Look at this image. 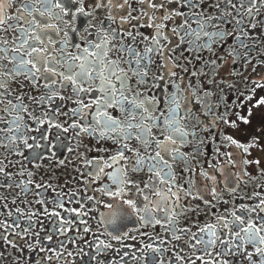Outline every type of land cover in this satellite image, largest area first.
<instances>
[{"label":"snow or ice","instance_id":"6c2138e0","mask_svg":"<svg viewBox=\"0 0 264 264\" xmlns=\"http://www.w3.org/2000/svg\"><path fill=\"white\" fill-rule=\"evenodd\" d=\"M22 2L24 7L16 8L20 15L14 16L9 14V10L15 7L16 0H0V33L4 34L0 35V147L7 149L11 156H23L21 146L31 151L29 141L36 139L26 133L40 132L43 129L47 143L48 128L56 129L58 133L75 132L76 138L90 137L96 142L94 150L99 153L109 151L104 145H111L116 149V155L110 156L107 162L100 158L89 161L83 167L90 171L81 173L90 176L94 183H102L105 176L109 180L108 184L96 189V192L109 201L103 205L107 210L103 214L106 225L115 226L118 222L135 218L144 228L166 229L168 239L157 241L149 235L152 244L146 245L149 251L161 257L159 264H164L163 254L169 251L162 245L172 243H176L178 247L180 244L186 245L192 253H171L176 264H229L233 258L241 257L247 264H264V196L253 197L259 202L251 208L242 205L230 212L231 219L221 216L217 223H209L195 233L190 228L178 227L180 216L189 210H195L190 207L186 209L180 204L181 193L186 200L204 201L209 207L213 206L210 201L205 200L203 192L193 194L192 188L177 184L174 172L177 161L191 171V161L180 149L192 143L189 137L194 139L200 135L195 131H186L184 122L195 119L201 132L209 134V142L215 143L214 137L220 131L215 127L217 123L221 129L239 131L241 126L250 125L249 118L254 112L247 111L245 116H239L237 112L238 119L230 122L227 117L232 114L229 111L233 107L231 104L228 109L221 111L223 102L214 103L212 92L201 95V87L189 83L202 75H207L212 80L209 72L192 71L189 74L187 68L174 62L172 55L183 50L190 62L193 55L200 57L204 52L211 53L213 49L219 48L227 52L230 58L228 63L231 65H243L249 72L257 68L264 70V63H260L264 51H260L259 56L256 54L261 43L257 34L264 36V0H95L93 7L97 10L106 8L121 13L117 17L110 11L107 20L110 25L120 23L126 27V31L109 33L105 30L95 33L98 37L96 41L72 42L71 47L68 45V32L77 31L74 27L76 18L84 19L83 31L89 35L94 34L90 29L94 13L83 7V0ZM134 3L139 8L133 10ZM209 11L211 15L208 14ZM25 20L31 28L18 26V22ZM40 22H43V27ZM133 24L137 30L151 31L150 37H145L144 32H140L143 47L139 49L134 43L129 46L121 40V37L130 42L137 40L132 32ZM57 25H67L68 31L64 33L63 39ZM109 34L112 39H109ZM53 35L56 37L55 42L52 40ZM114 43L121 44V47H113ZM245 52L248 54L245 55ZM157 57L160 58L161 74L151 77L154 59ZM217 61L223 67L218 53H214L213 61L205 62L210 72H215ZM178 72H183L188 79L185 80L184 75L177 77ZM231 75L241 76L243 71L237 67V71ZM133 82L137 86L147 87L148 91H137L132 95ZM216 83L225 84L222 80H217ZM251 83L254 84L253 92L256 89L264 90V80ZM13 84L25 95H13L10 91ZM227 86L234 87L231 82ZM27 87L33 90L43 88L45 91L36 99L27 94ZM68 89H71L72 103L78 105L69 110L72 119L84 121L85 113L95 110L91 119L83 126L81 123H72L64 127L54 119H49L47 111H39L41 107L47 109L57 101H64L65 97L56 93ZM89 97L92 99L89 100ZM25 99L29 105L36 99L32 112L23 105ZM247 99L251 101L253 96L249 95ZM235 107L238 109L240 105ZM252 107L257 110L264 107V98L256 101ZM196 109L207 118L208 123L200 121ZM109 110H114V115H109ZM214 110L217 115H213ZM25 115L35 127L28 126ZM53 116L57 117L59 113L53 112ZM154 129L162 132L166 130L168 134L162 139L158 138L153 135ZM204 139V136H200L199 143L195 145L197 152H203ZM224 140L229 147L249 155L250 149L256 147L255 144L245 146L237 143L231 135H225ZM132 141L136 142L135 150L129 147ZM141 146L147 152L146 156L141 154ZM51 149L59 151L60 146L52 144ZM65 150L69 153L77 151L73 147ZM128 153L131 155H126ZM48 159H55V152ZM253 163L259 165L260 162L257 160ZM4 169V160H0V177L5 180L13 179ZM107 169L114 171L106 172ZM140 174L151 177L145 179L143 187L133 180V176ZM201 176L215 183L213 176L206 173H201ZM236 179L239 181L241 177ZM186 184L195 187L190 179ZM9 187L21 188L24 196H36L33 203L40 205L46 216L56 218L58 225L55 226L54 234L60 244L54 246L52 235L41 237L43 229L37 231V219L41 218V213L29 212L25 219H20L26 215L22 210H18L16 214L7 212L9 218L15 215L11 223L6 222L5 213L0 212V244H7L10 249L21 254L27 248L33 255L25 257V260L30 262L35 257L39 264H76L77 259L89 257V252L85 250L87 245L77 244L69 236L74 228L73 222L61 215L63 212L76 217L87 216L88 210H84L83 206L79 211L65 208L66 201L57 193L55 207L60 211H49L45 207V199L32 191L35 188L42 194L40 185L32 184L30 180ZM113 187L117 190L112 191ZM126 188H131L132 191H125ZM75 195L71 193L67 202L79 203L78 200H72ZM210 195L218 196L215 188L210 191ZM153 196L157 198L155 201ZM88 201L99 203L96 196L88 197ZM11 203L16 204L17 201L12 200ZM0 207L4 205L0 203ZM237 212L241 215H237ZM79 222L85 225L82 229L84 233L91 232L86 220L81 219ZM139 230L138 228L137 231ZM113 232L115 234L112 239L117 244L126 240L127 233L122 234L114 227ZM85 238L81 236L80 240ZM89 244L93 250L90 261L100 264L101 258L111 250V245L103 241H89ZM153 244L160 246L153 247ZM68 246L75 249V253L67 251ZM143 250L142 248L141 251ZM116 251L120 253L119 260L123 264H132V261L140 259L134 250L131 260L119 248ZM114 264H119V261ZM168 264L172 262L169 261Z\"/></svg>","mask_w":264,"mask_h":264},{"label":"flooded vegetation","instance_id":"af4514ba","mask_svg":"<svg viewBox=\"0 0 264 264\" xmlns=\"http://www.w3.org/2000/svg\"><path fill=\"white\" fill-rule=\"evenodd\" d=\"M34 2H37V0H34ZM94 2L95 0H83V7L87 11L94 13V18L91 20L90 24V29L94 34L89 35L88 32L83 31L85 27L84 19L76 18L74 20V27L77 31L75 33L68 32L69 47H71L72 42H82L84 40L96 41L98 37L95 33H101L105 30L109 33L126 31V27L118 22L114 25H110L107 17L111 10L106 8L97 10L93 7ZM23 7L24 4L22 0H16L15 7L9 10V14L19 16L20 13L16 11V8ZM132 8L135 10L139 8V5L134 3ZM111 14L117 17L122 15L115 11H111ZM208 14L211 15L212 13L209 11ZM65 19L68 18L65 17ZM40 23L43 27V22ZM18 26L21 28L32 27L27 20L22 23L18 22ZM57 27L60 29L61 38L63 39L64 33L68 31L67 25H57ZM193 27H195V25H193ZM132 32L137 36V40L130 42L121 37L122 43L129 46L134 43L138 49L143 47L140 32H144L145 37L151 36L150 30H137L135 24L132 25ZM0 35L4 34L0 33ZM13 35H15V33H13ZM257 35L261 40L259 49L256 53L257 56H259L260 51H264V36L259 33ZM109 39H112L111 34H109ZM52 40L53 42L56 40L54 35L52 36ZM252 42L253 41H250V43ZM57 47L59 48V45H57ZM113 47L118 49L121 47V44L114 43ZM214 53H218L222 58L223 67L220 66V61H217L215 72H210L205 62L213 61ZM247 54L248 53L245 52V55ZM116 55H118V53L114 54L113 58H115ZM172 55L174 57V62L180 64L181 67L187 68L189 74L192 71L209 72L213 77L212 80L209 79V76L202 75L196 78L195 81H189V83L199 85L201 87V95L205 92H212L214 103L223 102L221 111L228 109V106L231 104L233 107L229 109V111L232 114L227 117L230 122L238 119L236 115L237 112L239 116H245L247 111L254 112V115L249 118L251 121L250 125L241 126L239 131L227 128L221 129L220 124L217 123L215 127L220 129V131L214 137L216 140L215 143L209 142V134L201 132L197 127V121L195 119H192L191 122H184L186 131H195L200 133V135L196 136L194 139L189 137L192 143L180 149L190 159L191 171L186 169L184 164L177 161L174 165L177 184L186 188H192L193 194L203 192L205 200L210 201L213 205L209 207L204 201L186 200L181 193L182 198L180 204L186 209L190 207L195 210H189L185 215L180 216L178 227L190 228L192 233H195L199 231V228L205 227L209 223H217L221 216H224L226 219H231L229 215L230 212L236 211V209L242 205L251 208L255 203L259 202L253 199V197L264 196V107L258 110L252 107L256 101L264 98V90L256 89L253 92L254 84L251 83L252 81L264 80V70L257 68L255 71L249 72L243 65H231L228 63L230 58L227 52L219 48L213 49L211 53L204 52L200 57L193 55L191 56L190 62L189 56L186 55L183 50H179ZM159 61V57L154 59L152 71L150 73L151 77H156L161 74ZM260 63H264V57L260 59ZM237 67L242 69L243 75L233 77L231 73L236 72ZM248 67L250 68L251 66ZM180 75H184L185 80L188 79V76L183 72L177 73V77ZM217 80H222L225 84L220 85L216 83ZM177 82L179 83V79H177ZM228 82H231L234 87L229 88L227 86ZM10 91H12L13 95H25L15 84L11 85ZM26 91L28 95L38 99L44 94L45 90L43 88L33 90L27 87ZM137 91L147 92L148 89L147 87L137 86L135 82H133L132 95H135ZM169 91H171V89H169ZM56 94L63 95L65 100L57 101L56 104L52 105L50 108L46 109L41 107L39 109L41 113L47 111L49 119H54L56 123L64 127H68L72 123H81L83 126L91 119L95 112L94 109L91 112L85 113L84 121L72 119V114L69 110L77 108L78 105L72 103L71 89L60 91ZM249 95L253 96V100L250 101L247 99ZM36 99L32 101V105H29L27 99L22 102L24 106L29 108V112L33 111L32 106L36 104ZM91 99L92 97H89V100ZM237 104L240 105L238 109L235 107ZM61 105L65 106L61 107ZM53 112H58L59 116L54 117ZM65 113H68V116H65ZM196 113L200 116L201 122L208 123L207 118L200 115L199 109H196ZM0 115H2V113H0ZM33 115H35V113H33ZM109 115H114V110H109ZM213 115H217L215 110L213 111ZM24 118L29 127H35V125L28 122V117L26 115ZM121 119H124L122 115ZM167 134L166 130L163 132L160 129L153 130V135L161 139ZM26 135L35 136L36 139L29 141L31 151H27L21 146L20 150L24 152L23 156H11L7 149L0 147V160H4V170L8 176L13 177V179L10 180H5L3 177H0V183H2V186H0V203L4 205V207H0V212L5 213L4 219L6 222L11 223L12 219H15V215L13 218H9L7 212L16 214L18 210H22L26 215L20 217V219H25L29 212L41 213V218L37 219V231L43 229L41 237L52 235L53 245L60 244V241L54 234L55 226L58 225L56 218L46 216L43 213V208L33 203L37 198L36 196H24L21 188L9 187V185H16L21 181L27 182L30 180L32 184L40 185L42 194L35 188H32V191L37 192V195L40 196L41 199H45V207H47L49 211H60L55 207V202L58 199L57 193L66 201L64 203L65 208L79 211L81 210V206H83L84 210H88L87 216L76 217L74 215H67L63 212H61V215L66 216L67 219L73 222L74 228L73 231L69 233V236L77 244L82 243L83 245H87L85 250L89 252V257L92 255L93 251L89 241H103L111 245V250H108L106 256L101 258L100 264H114V262L117 261H119V264H123V261L119 260L120 253L116 251L117 248L122 250L124 255L128 256L130 260L133 254L132 250L138 254L140 259L132 261V264H159L161 257H158L156 253L149 251L146 247L147 244H152V240L149 239L148 236L154 237L157 241H164L168 239V236L165 235L167 230L161 227L144 228L135 218L123 220L118 222L115 226L106 225L103 221V214H106L107 210L103 205L109 201L107 197L96 192V189L108 184L109 180L107 176H105L102 183H94L90 176L81 175V173L90 171L83 167V165L89 161L100 158L107 162L110 156L116 155L117 151L113 146L106 144L104 147L109 149V151L99 153L94 150L96 142L92 138H76L75 132L58 133L57 130L53 128L47 129V143L45 142L43 129H41L40 132L26 133ZM225 135H231L237 143L245 146L255 144L256 147L250 149V155L241 153L239 149L229 147L226 144L224 140ZM200 136L205 137L204 144L202 145L203 152H197L195 146L199 143ZM52 144H59L60 150L56 151L55 149H51ZM36 145H39V147ZM69 147H73L77 151L69 153L65 150ZM129 147L135 150L136 142L132 141ZM140 151L142 155H147L143 146H141ZM53 152H55V159H48ZM126 155L131 154L128 153ZM82 157L84 158L82 159ZM257 160L260 162L259 165L253 163ZM77 169H79V171H77ZM110 171H114V169L106 170V172ZM21 173H23V175H21ZM201 173L213 176L215 178V183L202 177ZM236 177H241V179L237 181ZM146 178L151 179V177H146L145 174L133 176V180L139 183L141 187L144 186ZM189 179L195 185L194 188L191 184H186V181ZM85 181H87V184ZM213 188H215L218 193L217 197H212L210 195V191ZM116 190L115 187L112 188V191ZM125 191L131 192L132 189L126 188ZM71 193L76 194L75 197H72V200H78L79 203L67 202L69 201ZM90 196H96L99 203H89L88 197ZM156 199L157 198L153 196V200L155 201ZM12 200H16L17 203L12 204ZM137 202L139 203V201ZM169 207L174 208L175 205H169ZM90 209H94L95 211H91ZM178 213L179 210L177 209V214ZM237 215H241V213L237 212ZM213 217H215V219H213ZM33 218L36 219L35 217ZM81 219L87 221V227L91 229L90 233L86 234L83 232L82 229L85 225L79 222ZM113 227L122 234L127 233V238L123 243L117 244L112 239V235L115 234L113 232ZM138 228L140 229L139 231H137ZM178 234L184 235L183 233ZM81 236H85L86 238L81 241ZM64 239H68V237H64ZM33 243H35V241ZM157 246L160 245L153 244V247ZM162 246L169 249L168 253L163 254L164 264H168L169 261H171L172 264H176L171 254L173 252H175L176 255H182V253H187L188 255L192 254L186 245L183 244H180L179 247L176 243ZM142 248L144 249L143 251H141ZM67 251L75 253L76 250L68 246ZM0 254H2L0 255V264H39L38 258L35 257L30 262L25 260V257L33 255L27 248H25L23 254H21L19 251L10 249L7 244H0ZM89 257H84L82 260L77 259L76 264H94V262L90 261ZM229 264H247V261L243 260L242 257L233 258L229 261Z\"/></svg>","mask_w":264,"mask_h":264}]
</instances>
